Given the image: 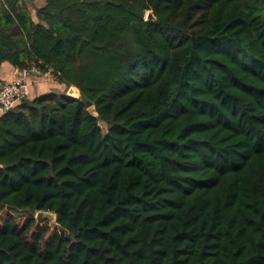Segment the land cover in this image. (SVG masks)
Returning a JSON list of instances; mask_svg holds the SVG:
<instances>
[{
  "label": "trees",
  "instance_id": "1",
  "mask_svg": "<svg viewBox=\"0 0 264 264\" xmlns=\"http://www.w3.org/2000/svg\"><path fill=\"white\" fill-rule=\"evenodd\" d=\"M4 63L0 264H264V0H0Z\"/></svg>",
  "mask_w": 264,
  "mask_h": 264
},
{
  "label": "crops",
  "instance_id": "2",
  "mask_svg": "<svg viewBox=\"0 0 264 264\" xmlns=\"http://www.w3.org/2000/svg\"><path fill=\"white\" fill-rule=\"evenodd\" d=\"M30 1L26 0L27 5L30 7ZM36 1V6L43 4L44 0H33ZM18 77H23L29 82V93L28 96L33 97L40 93L49 91L52 89L59 90V84H54L55 80L53 77L47 74H40L36 70H32L28 73L26 70H19L17 67L11 66L8 63H4L0 66V83L12 81ZM1 113V109H0Z\"/></svg>",
  "mask_w": 264,
  "mask_h": 264
},
{
  "label": "built area",
  "instance_id": "3",
  "mask_svg": "<svg viewBox=\"0 0 264 264\" xmlns=\"http://www.w3.org/2000/svg\"><path fill=\"white\" fill-rule=\"evenodd\" d=\"M45 72L43 74H47ZM29 93V82L23 77H18L0 86V109L7 110Z\"/></svg>",
  "mask_w": 264,
  "mask_h": 264
},
{
  "label": "water",
  "instance_id": "4",
  "mask_svg": "<svg viewBox=\"0 0 264 264\" xmlns=\"http://www.w3.org/2000/svg\"><path fill=\"white\" fill-rule=\"evenodd\" d=\"M0 86H1V83H0ZM75 92H77L78 95H79V89H78L76 86H74V85H70V86L68 87V92H67V94H68L69 96H73V94H75ZM73 97H77V96H73ZM87 110H88L92 115H95V116L97 115V111H96L95 106H94L93 104L90 105V106L87 108ZM34 217H35L36 221L39 220V219H41L42 217H53V218H55V213H54V212H51V211L39 210V211L35 212Z\"/></svg>",
  "mask_w": 264,
  "mask_h": 264
},
{
  "label": "rangeland",
  "instance_id": "5",
  "mask_svg": "<svg viewBox=\"0 0 264 264\" xmlns=\"http://www.w3.org/2000/svg\"><path fill=\"white\" fill-rule=\"evenodd\" d=\"M36 1H30V9H31V12H33V7L36 6ZM149 12L146 13V15L148 16ZM58 92H60V88L59 90H57ZM68 92V88L66 89V93ZM73 96H78V93L75 92V94H73ZM99 125L102 127L103 131L106 130L107 128V125L105 124L104 121L102 120H99ZM35 215V214H34ZM39 221H42L43 223H47L49 226L53 227L55 226L56 222H55V218L53 217H42L41 219L37 220V222Z\"/></svg>",
  "mask_w": 264,
  "mask_h": 264
}]
</instances>
